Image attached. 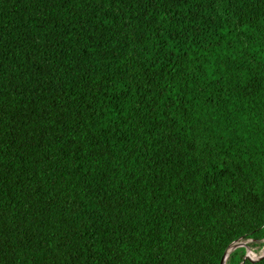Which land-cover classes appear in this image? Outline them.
<instances>
[{
	"label": "trees",
	"instance_id": "16d2710c",
	"mask_svg": "<svg viewBox=\"0 0 264 264\" xmlns=\"http://www.w3.org/2000/svg\"><path fill=\"white\" fill-rule=\"evenodd\" d=\"M238 240H264V0H0V264Z\"/></svg>",
	"mask_w": 264,
	"mask_h": 264
},
{
	"label": "water",
	"instance_id": "95a60500",
	"mask_svg": "<svg viewBox=\"0 0 264 264\" xmlns=\"http://www.w3.org/2000/svg\"><path fill=\"white\" fill-rule=\"evenodd\" d=\"M243 247L245 249V254L243 256V260H248L250 262H254V261H257V260H260L261 258L264 257V252L259 255L258 257H251L249 255V252L247 250L248 246L246 244V242H243L242 240H238L236 242H233L232 244L229 245V247L226 249V251L224 252L222 258H221V261H220V264H226V260L228 258V255L235 249L237 248H241Z\"/></svg>",
	"mask_w": 264,
	"mask_h": 264
},
{
	"label": "rangeland",
	"instance_id": "374dc122",
	"mask_svg": "<svg viewBox=\"0 0 264 264\" xmlns=\"http://www.w3.org/2000/svg\"><path fill=\"white\" fill-rule=\"evenodd\" d=\"M248 245V252L251 257H258L264 252V240L261 242H253L252 240L243 241Z\"/></svg>",
	"mask_w": 264,
	"mask_h": 264
},
{
	"label": "clouds",
	"instance_id": "9594fccd",
	"mask_svg": "<svg viewBox=\"0 0 264 264\" xmlns=\"http://www.w3.org/2000/svg\"><path fill=\"white\" fill-rule=\"evenodd\" d=\"M242 241H247V240H242ZM247 244V243H246ZM248 246V245H247ZM243 248V247H242Z\"/></svg>",
	"mask_w": 264,
	"mask_h": 264
}]
</instances>
